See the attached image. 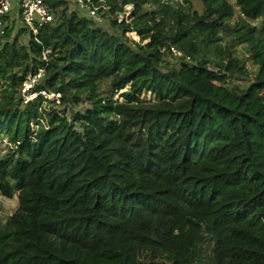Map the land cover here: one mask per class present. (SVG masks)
I'll return each mask as SVG.
<instances>
[{
  "label": "trees",
  "instance_id": "1",
  "mask_svg": "<svg viewBox=\"0 0 264 264\" xmlns=\"http://www.w3.org/2000/svg\"><path fill=\"white\" fill-rule=\"evenodd\" d=\"M180 1L94 0L107 29L76 11L45 26L47 66L26 29L0 38V197L17 199L0 264H195L205 239L213 264H264V0ZM40 68L70 123L21 99Z\"/></svg>",
  "mask_w": 264,
  "mask_h": 264
},
{
  "label": "built area",
  "instance_id": "2",
  "mask_svg": "<svg viewBox=\"0 0 264 264\" xmlns=\"http://www.w3.org/2000/svg\"><path fill=\"white\" fill-rule=\"evenodd\" d=\"M53 3H69L75 7L78 13L85 16L87 19L92 22L102 25L104 22L100 10L107 12L110 10L105 4L96 5L94 0H0V38L6 34L7 29L14 24L20 25L21 28H24L28 31V35L32 36V40L36 45L41 46V59L42 62L47 66L51 63V56L53 51L50 48H46L41 44L39 38V31L48 25H53L57 21V12L62 9H55ZM15 14L13 15V12ZM132 11V7H125L122 13H117V22H131L129 14ZM10 17V25L7 24V18ZM17 17V18H16ZM161 55L170 54L175 59H182L185 64L191 65V59L176 50L174 47H162L159 49ZM183 68L180 66L179 70ZM45 68H40L36 71L35 74H31L32 82L29 87L27 86V81L30 78H26L24 83L21 85L20 96L24 103L36 100L38 97L48 99L51 102H54L58 107L60 105V95L57 94H47L43 90H35V87L42 80L44 75ZM206 72L213 76H218L217 71L208 66ZM30 75V74H29ZM30 89V90H29ZM59 117H62L66 123L71 122L70 114L65 113L59 109L57 112Z\"/></svg>",
  "mask_w": 264,
  "mask_h": 264
},
{
  "label": "rangeland",
  "instance_id": "3",
  "mask_svg": "<svg viewBox=\"0 0 264 264\" xmlns=\"http://www.w3.org/2000/svg\"><path fill=\"white\" fill-rule=\"evenodd\" d=\"M171 1H174V4L176 3H180L182 4V6L186 7V5L184 4V2L180 1V0H171ZM228 2L231 4V5H234V1L233 0H228ZM130 7H132V11L130 12L129 14V18L131 19V22L133 24V28H136L139 24V21H140V18L139 17H135L134 16V13H133V6L132 5H129ZM129 6H126V7H129ZM192 6L194 9L196 10H199V4L196 3V2H193L192 3ZM125 8V7H124ZM78 12L77 9L75 7H73L72 5H70V7H62V9H60L58 12H57V20L59 18H63L64 16L68 15L69 13L71 12ZM15 14V11L13 12V15ZM7 24L10 25V17L7 18ZM102 28H105L107 29L105 26V22L102 23ZM17 28H21L20 25H16ZM132 34H136L135 32H132V33H128L127 36L131 39V40H134V41H138V36L136 35L135 38ZM22 41L23 43H28V41L26 40H23L22 38ZM235 55L240 58V59H243V58H246L247 54L243 51V48L242 47H238L236 48L235 50ZM246 67L247 69L249 70L250 73H252L253 71V66L251 65V60H249V58L246 60ZM215 78H219L218 76H214ZM27 78H30V80H28L26 83H27V86L29 87L30 83L32 82V76L31 74L27 76ZM253 76H249L247 78H240V77H230V76H226L224 77V81H222L223 83V87L225 89H229L233 86H238L240 89H248L250 88L252 85H253ZM195 85L204 91V93L207 92L208 90V86L199 81L197 83H195ZM142 89V88H141ZM30 90V89H29ZM148 96V94H145L144 97ZM52 111H56L58 112L59 111V107L57 105H54L51 107ZM17 205V199L16 197L14 199H5L3 197H0V224L4 223V221L12 214V212L15 210V207ZM213 249H214V241L211 240V239H205L202 243H200L199 245V254H198V257L196 258V261H195V264H213ZM154 255L156 257H159V253H154Z\"/></svg>",
  "mask_w": 264,
  "mask_h": 264
},
{
  "label": "water",
  "instance_id": "4",
  "mask_svg": "<svg viewBox=\"0 0 264 264\" xmlns=\"http://www.w3.org/2000/svg\"><path fill=\"white\" fill-rule=\"evenodd\" d=\"M137 87H138V88H143V86H142L141 83H138V84H137Z\"/></svg>",
  "mask_w": 264,
  "mask_h": 264
},
{
  "label": "bare ground",
  "instance_id": "5",
  "mask_svg": "<svg viewBox=\"0 0 264 264\" xmlns=\"http://www.w3.org/2000/svg\"><path fill=\"white\" fill-rule=\"evenodd\" d=\"M133 36H134V38H135V36H136V34H132Z\"/></svg>",
  "mask_w": 264,
  "mask_h": 264
}]
</instances>
